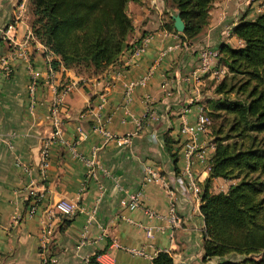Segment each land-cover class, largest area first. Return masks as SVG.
<instances>
[{"label":"crops","instance_id":"obj_1","mask_svg":"<svg viewBox=\"0 0 264 264\" xmlns=\"http://www.w3.org/2000/svg\"><path fill=\"white\" fill-rule=\"evenodd\" d=\"M261 2L214 0L205 28L195 38L181 40L164 26L176 14L168 2L129 1L125 9L132 31L127 42L140 49L125 50L98 77H84L60 65L51 69V57L43 56L33 37L22 45L32 18L27 0H0V264H42L39 229L58 200L72 204L74 211L56 223L47 244L52 264H85L95 252L100 264H149L160 250L174 264H203V218L182 171L188 162L200 188L212 149L206 131L198 132L192 138L197 150L186 159L183 145L189 136L180 132L179 122L185 118L194 124L198 102L216 82L209 73L193 77L198 50H218L223 43L241 46L233 27L242 18L253 19ZM8 23V36L21 47L2 37ZM71 81L76 85L65 91ZM129 83L133 86L126 96ZM101 93L105 101L95 109ZM58 99L60 140L52 137L48 119L50 105ZM96 114L112 138L104 141L93 129ZM120 137L126 142L118 143ZM44 146L46 166L41 168ZM93 147L100 167L91 177L84 159ZM146 168L156 170L159 180L145 182ZM230 183L213 178L210 190L225 191ZM125 192H137L140 206L121 207ZM171 200L181 219L177 226L167 220Z\"/></svg>","mask_w":264,"mask_h":264},{"label":"trees","instance_id":"obj_2","mask_svg":"<svg viewBox=\"0 0 264 264\" xmlns=\"http://www.w3.org/2000/svg\"><path fill=\"white\" fill-rule=\"evenodd\" d=\"M140 0H27L30 31L51 57V69L61 66L84 77H98L119 62L132 31L127 2ZM183 23L181 32L168 17L165 28L181 40L195 38L207 25L214 0H165ZM253 19H240L232 33L242 45L218 47L215 66L224 69L211 92L198 102L208 124L212 147L207 176L200 184L203 218V264H264V0ZM164 137V142H168ZM231 181L213 193L211 180ZM62 218V223L66 221ZM238 255V260L226 255ZM98 253L85 264H100ZM149 264H174L157 251Z\"/></svg>","mask_w":264,"mask_h":264},{"label":"built area","instance_id":"obj_3","mask_svg":"<svg viewBox=\"0 0 264 264\" xmlns=\"http://www.w3.org/2000/svg\"><path fill=\"white\" fill-rule=\"evenodd\" d=\"M10 29H12V25L9 23L6 24L4 31L2 33V37L4 39H7L12 44L13 47L14 46L21 47V44L22 45L25 44L29 38L33 37L31 34V31H28L26 33V36L23 42L21 44H15L14 41H12V38H10L7 34ZM17 49L18 48H15L12 51H15ZM139 49H140V46L135 47V49L133 50V53H136ZM17 54H19L22 57H27L25 56V53L22 51L17 52ZM217 54H218V51L217 49H214V48L208 47V48H202L198 50L197 57H196V65H195L194 70L192 71V75L195 79H197V76L200 74L209 73L213 78L217 80L224 74L223 68L215 66L216 61H217ZM1 61L5 69V72H9L10 69L7 66V63H6L7 61L5 59H2ZM212 63L214 64V66H212L213 65ZM144 79L145 77H142L140 82H143ZM76 83L77 82L75 81H71L68 84H66L65 91L74 87ZM132 86H133V83L127 84L125 88L126 96L129 93ZM33 87H34V82L31 81L27 86V90L29 94H31ZM165 93L169 95V92L167 90H165ZM98 97H99V102L95 106V109L99 108L105 101V96L103 93L99 94ZM58 101L59 99L54 101L50 105L48 119L52 127V133H51L52 137L60 140L61 132H62V129H61L62 122H61L59 111H58V104H59ZM86 111L91 112L92 108H87ZM148 114L150 115V113ZM104 121H105L104 119H100V116L96 114V124L94 125L93 129L97 130L103 136V140L105 141V140L112 138V135L105 129ZM207 124H208V118L204 114L201 106H199L198 108V114L195 118L194 124L187 123L185 118L180 119V122H179L180 132L189 136L188 141L185 142L183 145L184 147L183 154L186 159H188V157L197 150L196 145L192 141L193 136L198 132H205L206 130L205 127ZM116 141L118 143H123V142H126V138H122V137L116 138ZM45 144L46 143H44V145ZM210 148L212 149L211 145H210ZM96 151H97V147H93L90 152L89 158L84 159V162L86 163V166H87V175L91 177H94L93 170L97 167H100L99 159L96 156ZM45 156H46V146L42 148V162L40 163L41 168L46 166V162L44 159ZM188 164L189 163L187 162L182 172L186 178L187 187L189 188L190 193H191V200L193 201L195 205H199L200 188L195 178L193 177L192 173L190 172ZM156 180H159V175L157 171L152 168H146L145 175H144V181L149 182V181H156ZM168 195L170 196L172 195V192L170 190L168 191ZM35 199H36L35 197L32 198L31 205L28 210V214L32 213L33 211V208H34L33 200ZM119 204L121 207H127V208H135V207L140 206L139 201H138V193L137 192H125V195L119 201ZM73 211H74V206L64 200L56 201L52 205V207L49 209V212L47 213L48 219L41 225L39 229V253L41 255L42 264H52L53 263V259L45 254L47 244L50 241V237L53 234V230L55 228L56 223L59 222L62 218L72 215ZM167 220L170 226H177L181 222L180 217L175 212V206H174L173 200L169 202ZM149 231L150 230H147V235H149ZM82 238H84L83 235H82ZM130 251H132L133 253H137L136 250H130Z\"/></svg>","mask_w":264,"mask_h":264},{"label":"water","instance_id":"obj_4","mask_svg":"<svg viewBox=\"0 0 264 264\" xmlns=\"http://www.w3.org/2000/svg\"><path fill=\"white\" fill-rule=\"evenodd\" d=\"M171 19H172V25H173V28L177 31V32H181L182 29H183V23L182 21L180 20L179 16L177 14H174L171 16Z\"/></svg>","mask_w":264,"mask_h":264},{"label":"rangeland","instance_id":"obj_5","mask_svg":"<svg viewBox=\"0 0 264 264\" xmlns=\"http://www.w3.org/2000/svg\"><path fill=\"white\" fill-rule=\"evenodd\" d=\"M229 181V180H228ZM230 182V181H229ZM231 184V183H230ZM225 258L227 259H234V260H238L240 257L238 255H233V254H229L226 255Z\"/></svg>","mask_w":264,"mask_h":264}]
</instances>
